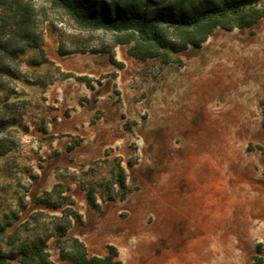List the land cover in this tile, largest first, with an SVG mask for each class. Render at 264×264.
<instances>
[{
    "label": "rangeland",
    "instance_id": "374dc122",
    "mask_svg": "<svg viewBox=\"0 0 264 264\" xmlns=\"http://www.w3.org/2000/svg\"><path fill=\"white\" fill-rule=\"evenodd\" d=\"M117 36L0 0V252L70 264L77 237L123 264H264V18L170 62ZM118 156L131 191L109 200Z\"/></svg>",
    "mask_w": 264,
    "mask_h": 264
},
{
    "label": "trees",
    "instance_id": "16d2710c",
    "mask_svg": "<svg viewBox=\"0 0 264 264\" xmlns=\"http://www.w3.org/2000/svg\"><path fill=\"white\" fill-rule=\"evenodd\" d=\"M80 27L104 29L117 33L118 43L130 44L131 55L146 60L164 57L168 50L179 52L189 46L200 47L218 28L233 30L249 27L264 18V0H50ZM7 51V48H6ZM0 64L3 63L0 60ZM82 79L81 77H78ZM264 129V107L262 110ZM109 200H124L131 189L127 185L123 160L113 162ZM91 207L100 209L97 192L87 190ZM73 248L60 245V257L70 264H123L114 244L107 245L104 256L91 254L77 237L70 238ZM60 243V242H59ZM20 264H54L48 251L22 250ZM17 259L14 250L0 252V264Z\"/></svg>",
    "mask_w": 264,
    "mask_h": 264
},
{
    "label": "crops",
    "instance_id": "0c3cea01",
    "mask_svg": "<svg viewBox=\"0 0 264 264\" xmlns=\"http://www.w3.org/2000/svg\"><path fill=\"white\" fill-rule=\"evenodd\" d=\"M201 173H202V172H201ZM201 185H202V184H201ZM201 185H200V186H201ZM197 194H198V193H197ZM197 197H198V195H197ZM197 199H198V198H197ZM197 199L190 198L189 200H187V199H185V198H179V197H176V198L173 199V202L176 203V204H179V203L185 201V203L188 204L187 206H190V205L192 206V205H195V204L198 203V200H197ZM181 210H182V209H181ZM171 219H172V220H175V216H173V218H171ZM196 219H197V223H205V224H207V225L209 226V224H208L207 221H206V217H202V216H199V215L197 214V215H194V217L190 218V220H191V221H194V222H196ZM167 222L170 223L171 220H168ZM178 244H179V243L174 244V248H175V249L177 248ZM178 248H179V247H178ZM171 250H172V252L174 253L173 249H171ZM178 257H179V255H177V256L175 257L177 264H179Z\"/></svg>",
    "mask_w": 264,
    "mask_h": 264
},
{
    "label": "bare ground",
    "instance_id": "6f19581e",
    "mask_svg": "<svg viewBox=\"0 0 264 264\" xmlns=\"http://www.w3.org/2000/svg\"><path fill=\"white\" fill-rule=\"evenodd\" d=\"M204 203H206L205 201H204ZM207 212V211H206ZM229 217V216H228Z\"/></svg>",
    "mask_w": 264,
    "mask_h": 264
}]
</instances>
